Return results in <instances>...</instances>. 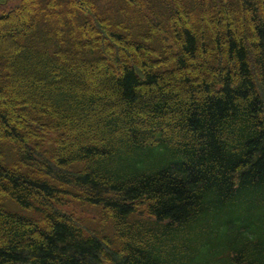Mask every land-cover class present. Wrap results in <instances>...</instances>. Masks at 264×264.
<instances>
[{"label":"trees","instance_id":"16d2710c","mask_svg":"<svg viewBox=\"0 0 264 264\" xmlns=\"http://www.w3.org/2000/svg\"><path fill=\"white\" fill-rule=\"evenodd\" d=\"M0 264H264V0H0Z\"/></svg>","mask_w":264,"mask_h":264},{"label":"rangeland","instance_id":"374dc122","mask_svg":"<svg viewBox=\"0 0 264 264\" xmlns=\"http://www.w3.org/2000/svg\"><path fill=\"white\" fill-rule=\"evenodd\" d=\"M18 69H19V71L22 73V75L24 74L25 76H26L28 73L31 72L30 69H24V68H21V67H19ZM104 80H105V79H103V80H99V84L101 85V86H100L101 88H105V87H104V86H105V81H104ZM175 81H176V80H175ZM2 101H3V103H4V107H5V109L8 110L9 107H10L8 101H7V100H2ZM68 204H70V205H68L66 208H68V209H70V210L73 209V208H72V205H75L74 207H75V208H78V211L85 209V212H86V214H87V215H86V220L88 221V223H89L91 226H94V227L98 225L97 220L91 218L92 216H95V214H97V212H96L94 209H92V208H82V207L80 206V203H78L77 201H74L73 203L70 201ZM78 213H79V212H78Z\"/></svg>","mask_w":264,"mask_h":264}]
</instances>
